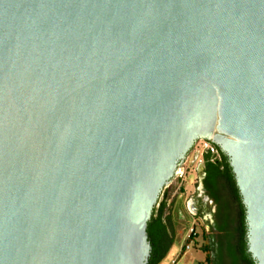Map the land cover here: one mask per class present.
Returning a JSON list of instances; mask_svg holds the SVG:
<instances>
[{"label":"water","instance_id":"1","mask_svg":"<svg viewBox=\"0 0 264 264\" xmlns=\"http://www.w3.org/2000/svg\"><path fill=\"white\" fill-rule=\"evenodd\" d=\"M199 138L264 264V0H0V264H147Z\"/></svg>","mask_w":264,"mask_h":264},{"label":"flooded vegetation","instance_id":"2","mask_svg":"<svg viewBox=\"0 0 264 264\" xmlns=\"http://www.w3.org/2000/svg\"><path fill=\"white\" fill-rule=\"evenodd\" d=\"M202 140L205 138L194 143L181 166V178L192 176V191L168 205L173 178L160 196L157 206L167 201L169 208L165 212L166 228L157 232L154 241L149 240L147 264H155L170 239L175 243L183 237L191 221L197 223L201 246L195 249L202 254L203 264H258L249 249L247 210L231 160L212 139L209 142L215 146V153L200 150L198 142Z\"/></svg>","mask_w":264,"mask_h":264},{"label":"rangeland","instance_id":"3","mask_svg":"<svg viewBox=\"0 0 264 264\" xmlns=\"http://www.w3.org/2000/svg\"><path fill=\"white\" fill-rule=\"evenodd\" d=\"M204 141V140H202ZM202 141L198 142V145L200 146L201 149V144ZM182 168H180V170L178 171V173L175 175L174 179V185L173 188L171 190H169V196H168V205H171V202L173 203V200H177L181 201L182 199L185 198V196L190 193L193 189L192 183L193 181L192 176L190 177H185V178H181L180 175L182 174ZM179 176V178H178ZM191 180V181H190ZM169 207V206H168ZM169 209V208H167ZM192 223L189 222L188 225H186V230L189 227V225ZM182 231V228L179 227L177 232L180 233ZM185 244V239L182 236H179L174 245L172 246V248L170 249V251L168 252V254L166 255V257L159 263V264H173L172 261L174 259H178V252L179 250L184 246ZM203 257L202 254L200 252H198L195 248L189 250L187 257L182 259L181 261H179V263L177 264H203Z\"/></svg>","mask_w":264,"mask_h":264},{"label":"trees","instance_id":"4","mask_svg":"<svg viewBox=\"0 0 264 264\" xmlns=\"http://www.w3.org/2000/svg\"><path fill=\"white\" fill-rule=\"evenodd\" d=\"M214 146V145H213ZM215 147V146H214ZM167 210V201H164L161 205L156 206L154 208L152 218L148 223V235H149V240H155V236L158 231H164L166 228V223H165V212ZM174 244V240L170 239L167 244L165 245L164 249L162 250V253L160 256L157 258L155 261V264L160 263L168 254L170 249L172 248Z\"/></svg>","mask_w":264,"mask_h":264},{"label":"built area","instance_id":"5","mask_svg":"<svg viewBox=\"0 0 264 264\" xmlns=\"http://www.w3.org/2000/svg\"><path fill=\"white\" fill-rule=\"evenodd\" d=\"M200 150H206L210 153H215V148L208 143L207 140L202 141L201 144V149ZM183 238L185 239V244L184 246L179 250L178 254V259H174L172 261L173 264L179 263L182 259L187 257V254L189 250L193 248H199L201 246L199 237H198V227L197 223L195 221H192V223L189 225L187 230L185 231ZM186 264V263H183Z\"/></svg>","mask_w":264,"mask_h":264}]
</instances>
